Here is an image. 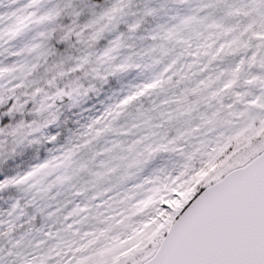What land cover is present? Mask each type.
I'll list each match as a JSON object with an SVG mask.
<instances>
[{"label": "snow or ice", "instance_id": "6c2138e0", "mask_svg": "<svg viewBox=\"0 0 264 264\" xmlns=\"http://www.w3.org/2000/svg\"><path fill=\"white\" fill-rule=\"evenodd\" d=\"M173 3L194 7L0 0V192L18 193L0 264H264V0ZM133 69L100 115L46 134ZM29 146L47 155L12 174ZM158 153L179 161L141 176Z\"/></svg>", "mask_w": 264, "mask_h": 264}, {"label": "rangeland", "instance_id": "374dc122", "mask_svg": "<svg viewBox=\"0 0 264 264\" xmlns=\"http://www.w3.org/2000/svg\"><path fill=\"white\" fill-rule=\"evenodd\" d=\"M155 4H165V11L168 15L174 14L171 10L174 7L189 8L194 5H178L174 4L173 0H154ZM19 5H11V9L17 8ZM10 9L7 7L0 8V12H6ZM7 60L13 59L7 57ZM143 77L138 75V70H131L128 73L119 74L117 76H111L108 80L101 85H98L99 91L95 94L90 93L82 102L78 105L68 107L67 104H63L60 107V114L58 118V127L49 126L45 132L49 130L58 132V139L63 142L64 138L69 136L72 132H75L81 125L86 124L91 117L100 115L108 104L115 102L118 96H122L127 90L129 85L139 83ZM49 147L51 145H48ZM47 155L44 150V146L39 147L37 151L35 146H29L18 152L14 157L15 166L12 169V174L23 173L28 167L38 162L39 159H43ZM32 158H29V157ZM179 161V157L176 154L170 153H158L142 170L141 176L151 175L155 169L162 168L165 172L170 171ZM18 195L15 187H10L7 192H0V210L8 208L11 200L10 196L14 197ZM183 193H181V196ZM170 204H175L176 201H168ZM162 211V210H161ZM39 223V219H37Z\"/></svg>", "mask_w": 264, "mask_h": 264}]
</instances>
